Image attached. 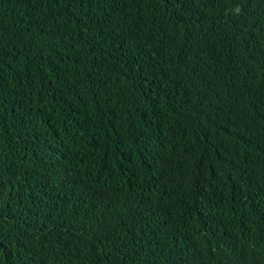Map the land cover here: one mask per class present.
Instances as JSON below:
<instances>
[{
    "label": "trees",
    "instance_id": "trees-1",
    "mask_svg": "<svg viewBox=\"0 0 264 264\" xmlns=\"http://www.w3.org/2000/svg\"><path fill=\"white\" fill-rule=\"evenodd\" d=\"M0 264H264V0H0Z\"/></svg>",
    "mask_w": 264,
    "mask_h": 264
}]
</instances>
